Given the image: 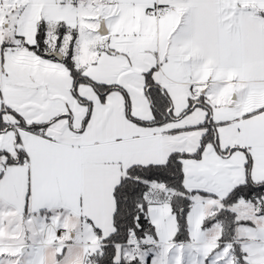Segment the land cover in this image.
<instances>
[{"label":"snow or ice","instance_id":"1","mask_svg":"<svg viewBox=\"0 0 264 264\" xmlns=\"http://www.w3.org/2000/svg\"><path fill=\"white\" fill-rule=\"evenodd\" d=\"M0 264H264V0H0Z\"/></svg>","mask_w":264,"mask_h":264}]
</instances>
